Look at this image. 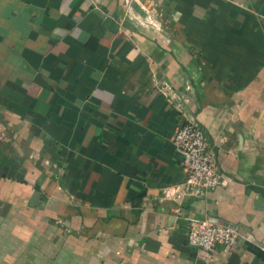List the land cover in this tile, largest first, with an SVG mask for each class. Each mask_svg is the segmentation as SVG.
<instances>
[{
  "label": "crops",
  "instance_id": "obj_1",
  "mask_svg": "<svg viewBox=\"0 0 264 264\" xmlns=\"http://www.w3.org/2000/svg\"><path fill=\"white\" fill-rule=\"evenodd\" d=\"M0 203V264H264V0H0ZM205 217L236 244L190 247Z\"/></svg>",
  "mask_w": 264,
  "mask_h": 264
},
{
  "label": "built area",
  "instance_id": "obj_2",
  "mask_svg": "<svg viewBox=\"0 0 264 264\" xmlns=\"http://www.w3.org/2000/svg\"><path fill=\"white\" fill-rule=\"evenodd\" d=\"M173 144L181 158L184 185L189 194L201 196L222 184L215 170L213 152L196 121H184L176 130ZM238 238L234 227L213 222L208 217L191 219L187 224L188 245L206 253L211 254L219 247L232 248Z\"/></svg>",
  "mask_w": 264,
  "mask_h": 264
},
{
  "label": "rangeland",
  "instance_id": "obj_3",
  "mask_svg": "<svg viewBox=\"0 0 264 264\" xmlns=\"http://www.w3.org/2000/svg\"><path fill=\"white\" fill-rule=\"evenodd\" d=\"M5 207H6V211H5ZM7 207H8V205H4V203H0V236H1V233L3 234V231H1L3 228H4V226H3V223H2V218H4V217H6V214H7V212H8V209H7ZM11 212H13V211H11ZM3 236H4V234H3ZM7 236V235H6ZM7 237H9V236H7ZM7 237H3V238H1V241H4V238H6V239H8ZM10 239V238H9ZM10 245H12V248L14 249V244L13 243H11ZM27 254V256L28 255H31L32 253H24V254H18L17 256H18V259H22V257L21 256H25ZM13 264H19L18 262H14Z\"/></svg>",
  "mask_w": 264,
  "mask_h": 264
},
{
  "label": "water",
  "instance_id": "obj_4",
  "mask_svg": "<svg viewBox=\"0 0 264 264\" xmlns=\"http://www.w3.org/2000/svg\"><path fill=\"white\" fill-rule=\"evenodd\" d=\"M39 200V193L37 191L33 192L32 198L30 200V206H34L37 204Z\"/></svg>",
  "mask_w": 264,
  "mask_h": 264
}]
</instances>
